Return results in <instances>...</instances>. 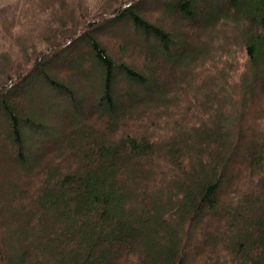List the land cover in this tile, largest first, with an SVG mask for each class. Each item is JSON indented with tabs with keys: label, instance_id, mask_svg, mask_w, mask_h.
I'll list each match as a JSON object with an SVG mask.
<instances>
[{
	"label": "trees",
	"instance_id": "16d2710c",
	"mask_svg": "<svg viewBox=\"0 0 264 264\" xmlns=\"http://www.w3.org/2000/svg\"><path fill=\"white\" fill-rule=\"evenodd\" d=\"M213 2L0 8V264H264V0Z\"/></svg>",
	"mask_w": 264,
	"mask_h": 264
},
{
	"label": "rangeland",
	"instance_id": "374dc122",
	"mask_svg": "<svg viewBox=\"0 0 264 264\" xmlns=\"http://www.w3.org/2000/svg\"><path fill=\"white\" fill-rule=\"evenodd\" d=\"M14 0H0V8H2L3 6L7 5V4H10L11 2H13ZM154 1L148 3L146 6H151V3H153ZM146 4V3H145ZM217 6V3L214 2L211 3V6ZM180 23H187L188 21H185V20H182V19H179ZM190 22V21H189ZM104 35V34H103ZM105 38H108L107 34L104 35ZM128 38H131L133 40V42L137 45V46H140V47H148V48H153L154 50H160V46L155 42V40L153 38H150L148 39V43H144L142 42L141 40H139L141 37L139 36V38H135V37H132L130 35L127 36ZM4 40H2V36H0V51H3V49L7 46V44H3ZM109 44H114V42H107ZM2 44H3V48H2ZM237 54V58H238V62L241 63V64H244L246 63V57H245V53L244 52H236ZM162 57H164L163 54H161ZM163 64V63H162ZM159 65V64H158ZM54 68L56 69H59L61 66L59 65H52ZM162 66V65H161ZM50 68V67H49ZM89 68L88 67H84L83 71H88ZM94 75H99V71L96 69H94V71L92 72ZM84 86H88V84H84ZM87 88V87H86ZM38 90V91H36ZM141 90V89H140ZM140 92V91H139ZM205 94V93H204ZM203 94V95H204ZM32 95L35 99V101H31L29 100V96ZM4 98L6 99H9V98H13L15 99L18 104H28L29 107H32L33 110H31L30 112H32L33 114H36L37 115V112H40V110H44L47 114V116L49 117V115L52 113V111H56V112H61V111H65L63 109H61V107H58L56 103L52 104L50 99L48 100V98L50 97V94L46 91V88L42 82V79L41 77L38 75L37 78L33 81V83L31 84H27L23 90L21 91H17L15 93V97L14 95L11 93H5L4 95ZM51 98V97H50ZM204 100V97H202L201 101ZM97 103V101H95ZM50 103V104H49ZM50 106H49V105ZM87 107V105H85ZM7 122V117L6 116H0V130L1 129H5L7 132H9L8 128H6L5 124ZM8 123V122H7ZM53 128H57L58 125L54 124L52 126ZM21 131L25 134V137L27 139V142H28V149H29V153L27 154L26 153L24 156H25V159L22 161L24 164H29L32 160H33V156H31V153L32 155H36L38 152H40V150L47 146L48 144L52 143L53 144V141L50 140V138H43V141L42 140H38L37 138H34L33 136L35 135L34 132H30V130L26 127H23L21 126ZM27 135V136H26ZM61 134L57 133L56 135L53 134L51 138L53 139H56L58 137H60ZM2 141V136L0 135V142ZM42 141V142H40ZM50 141V142H49ZM55 141V140H54ZM7 156V153L3 154V156H1L0 158L1 159H5ZM237 155L234 154L231 159L228 161V168L227 170L225 171V175H224V178L222 180V183H223V187L220 189L222 190L227 181L229 180L230 176H231V170L234 168V165H233V162L232 160L234 158H236ZM197 223L198 221L196 220L194 223H193V226H192V229H191V234L193 235L194 239L196 241H199V239L197 238L196 236V233H195V230H196V227H197ZM187 257L189 259H191V252L187 251ZM97 259V257H96ZM20 261V259L18 257H16L14 259V261L12 260L10 264H17L18 262ZM90 264V263H89Z\"/></svg>",
	"mask_w": 264,
	"mask_h": 264
}]
</instances>
